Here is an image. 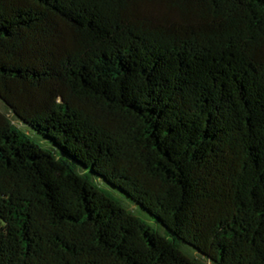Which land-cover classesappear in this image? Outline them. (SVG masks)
Listing matches in <instances>:
<instances>
[{"label":"trees","instance_id":"16d2710c","mask_svg":"<svg viewBox=\"0 0 264 264\" xmlns=\"http://www.w3.org/2000/svg\"><path fill=\"white\" fill-rule=\"evenodd\" d=\"M0 99V264H264V0H0Z\"/></svg>","mask_w":264,"mask_h":264},{"label":"rangeland","instance_id":"374dc122","mask_svg":"<svg viewBox=\"0 0 264 264\" xmlns=\"http://www.w3.org/2000/svg\"><path fill=\"white\" fill-rule=\"evenodd\" d=\"M0 111H2L3 113H5L19 129H21L26 134H28L34 141H36L37 143H39L43 147L50 149L57 156H64V157L66 156L64 154L63 150L61 148L57 147L51 140H49L46 137H44L43 135L39 134L32 127H30L27 124L23 123L18 117H16L14 115V113L12 112V110L10 108H8L7 105L1 99H0ZM70 160L75 164L76 169L80 173H90V168H85L84 166H82L81 164L75 162L74 160H72V159H70ZM92 179L96 183H98L99 185H101L102 187L111 190L113 192V194L120 199V201L122 202V204L127 209H129L130 211H132L133 213H135L137 216H139L142 219H144L147 223H149L150 225H152L160 233H162V234L165 233L164 227L161 224H159L158 222H156L153 219V217L145 209H143L141 206H139L137 203H135L127 195H125L124 193H122L120 190L113 188L107 182H105L104 180L98 178L95 175H92ZM184 246L186 247V249H188L190 251L191 254H193V255L194 254H197L196 255V258L197 259H199L201 261H204V262H207L203 257H201L200 255H198V251H196L193 247H191L189 245H186V244H184ZM208 264H211V263L208 262Z\"/></svg>","mask_w":264,"mask_h":264}]
</instances>
